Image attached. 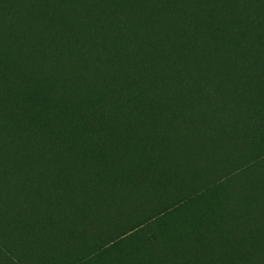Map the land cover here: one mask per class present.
I'll return each instance as SVG.
<instances>
[{"label":"trees","instance_id":"obj_1","mask_svg":"<svg viewBox=\"0 0 264 264\" xmlns=\"http://www.w3.org/2000/svg\"><path fill=\"white\" fill-rule=\"evenodd\" d=\"M0 264H264V0H0Z\"/></svg>","mask_w":264,"mask_h":264}]
</instances>
